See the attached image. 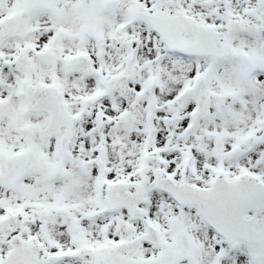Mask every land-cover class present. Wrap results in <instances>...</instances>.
Instances as JSON below:
<instances>
[{
	"label": "snow or ice",
	"instance_id": "obj_1",
	"mask_svg": "<svg viewBox=\"0 0 264 264\" xmlns=\"http://www.w3.org/2000/svg\"><path fill=\"white\" fill-rule=\"evenodd\" d=\"M0 264H264V0H0Z\"/></svg>",
	"mask_w": 264,
	"mask_h": 264
}]
</instances>
